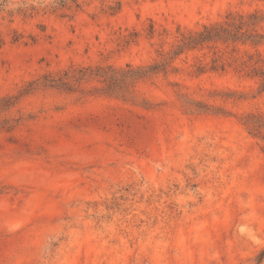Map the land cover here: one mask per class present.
<instances>
[{
    "label": "rangeland",
    "instance_id": "1",
    "mask_svg": "<svg viewBox=\"0 0 264 264\" xmlns=\"http://www.w3.org/2000/svg\"><path fill=\"white\" fill-rule=\"evenodd\" d=\"M0 264H264V0H0Z\"/></svg>",
    "mask_w": 264,
    "mask_h": 264
},
{
    "label": "trees",
    "instance_id": "2",
    "mask_svg": "<svg viewBox=\"0 0 264 264\" xmlns=\"http://www.w3.org/2000/svg\"><path fill=\"white\" fill-rule=\"evenodd\" d=\"M207 37H208V36H203V37L201 38V40H197V41H203V40H205V39H208ZM197 41L194 40L193 43H197Z\"/></svg>",
    "mask_w": 264,
    "mask_h": 264
}]
</instances>
